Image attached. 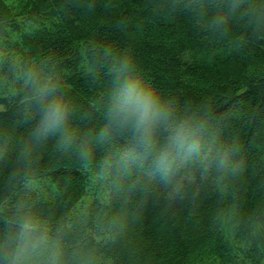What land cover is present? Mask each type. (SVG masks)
<instances>
[{
  "label": "trees",
  "instance_id": "16d2710c",
  "mask_svg": "<svg viewBox=\"0 0 264 264\" xmlns=\"http://www.w3.org/2000/svg\"><path fill=\"white\" fill-rule=\"evenodd\" d=\"M26 221L41 264H264V0H0V264Z\"/></svg>",
  "mask_w": 264,
  "mask_h": 264
},
{
  "label": "clouds",
  "instance_id": "9594fccd",
  "mask_svg": "<svg viewBox=\"0 0 264 264\" xmlns=\"http://www.w3.org/2000/svg\"><path fill=\"white\" fill-rule=\"evenodd\" d=\"M120 79L123 82L117 85L110 116L119 126H132L138 132H146L157 112L158 101L155 92L138 79L122 78L118 75V80ZM49 91L51 90L47 87L42 88L36 97L41 109L40 125L45 134L62 126L67 119V108L62 102L53 100L49 103L43 99ZM158 159L163 165L164 156ZM39 228L38 221H26L21 226L23 239L17 248L13 264H41L37 259L39 253L36 250L45 242V237L36 236L33 242V234L37 233ZM50 264H56V261L52 260Z\"/></svg>",
  "mask_w": 264,
  "mask_h": 264
}]
</instances>
